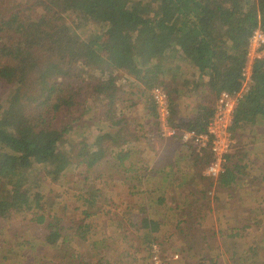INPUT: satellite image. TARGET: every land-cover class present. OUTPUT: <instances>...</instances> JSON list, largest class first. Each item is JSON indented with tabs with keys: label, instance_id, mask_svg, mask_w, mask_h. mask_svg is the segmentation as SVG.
Instances as JSON below:
<instances>
[{
	"label": "trees",
	"instance_id": "trees-1",
	"mask_svg": "<svg viewBox=\"0 0 264 264\" xmlns=\"http://www.w3.org/2000/svg\"><path fill=\"white\" fill-rule=\"evenodd\" d=\"M66 15L81 22L93 20L100 29L86 38L78 37L66 24ZM257 28L264 33V0H0V90L9 89L5 99L0 92V218L30 213L29 219L48 231L44 241L49 246L58 244L70 228L75 237L86 240L87 219L97 213L99 191L93 186L98 176H85L84 182L91 180L88 196L79 195L82 206L92 209L79 208V219L66 225L52 212L55 203L47 214L42 211L46 203L36 175L43 172L56 183L71 167L84 165L89 173L107 156L122 165L130 156L123 147L125 141L136 138L123 137L126 119L118 109L120 92L130 83L142 86L141 96L157 85L165 89L168 124L177 130L178 139L181 130L203 131L217 96L239 90L248 39ZM91 68L100 73L87 95L80 76ZM74 78L79 85H72ZM196 94L201 103L192 115L178 117L179 98ZM91 107L98 112L102 127L92 130L97 135L91 143L78 141V148L72 145L76 148L72 156L61 140L89 120L85 115ZM152 114L156 118L154 105ZM258 116L264 119V57L254 61L252 85L234 113L230 131L237 142L228 155V165L214 179L196 173L201 182L208 180L206 189L196 190V202L213 188L231 190L243 174L239 161L244 154H240L238 139ZM205 156L210 161L206 153L199 161ZM150 216L142 219V226L151 236L159 224ZM233 230L223 241L228 242L225 248L231 251L232 263L264 264V238L257 241L255 236L253 245H246L243 236ZM214 235L212 231L204 237ZM175 252L182 257L184 251ZM187 252L180 259L194 262Z\"/></svg>",
	"mask_w": 264,
	"mask_h": 264
},
{
	"label": "rangeland",
	"instance_id": "rangeland-1",
	"mask_svg": "<svg viewBox=\"0 0 264 264\" xmlns=\"http://www.w3.org/2000/svg\"><path fill=\"white\" fill-rule=\"evenodd\" d=\"M38 10L36 9V11ZM35 13L33 11V16ZM82 21L74 15H66L65 18L66 24L71 29H74V33L78 37L86 38L91 33L99 31L100 28L95 21L88 19ZM91 70L87 69V73H81L80 77L83 81L79 79L87 95L92 93L96 84L95 79L100 73L97 68H91ZM66 79L71 80V77H66ZM129 81L132 80L129 79ZM80 82L74 78L72 85H79ZM10 87L14 88L13 85ZM142 89L140 84L131 85L130 83L124 90V93L120 92L122 103L118 106V109L123 110V118L126 119L123 127L124 138L138 137V135L145 133L149 129L144 123L145 119L141 117V112L143 107L153 112V104L151 102L150 91L145 90L141 96L140 90ZM8 90V88H1L0 90L4 99ZM199 102V94L192 97H180L177 106L178 117L183 119L184 117L189 118L192 115L191 112L195 111L196 104ZM96 108V106L93 107V109ZM90 110H92V107ZM90 110L85 115L86 119L88 118L89 120L82 121L79 127L74 128L61 140L64 149L66 148L72 156L76 152V148L79 147L78 141H83L87 144L91 143L92 139L97 135V132L91 134L92 130L102 127V124L97 121L98 112ZM91 115L95 117L94 120L90 118ZM91 123H93L92 127H90ZM165 133H162L160 140H164ZM154 140V148L162 145L160 140ZM72 145H75L76 148H73ZM129 145L131 144L126 146L128 147ZM147 148L149 146L145 147L138 144L133 151L135 149L136 151L138 149L147 151ZM205 157V160L203 158L198 163L201 172H203V168L209 161V157ZM145 158H149L147 153ZM130 159L136 163L139 159V154L136 153ZM113 163V160L102 162L94 166L89 173L84 165L73 166L56 183H51L52 181L47 179L43 172L38 173L36 177L40 178L41 182L40 194L43 195V200L46 203V208L42 211L47 214L50 211L49 206L55 203L52 212L63 219L66 225H72V222L79 219V208L92 209L88 206H82V200L79 199V195L88 196L87 189L91 183L88 184L87 182L90 178L87 182H84V177L90 176L96 178L98 176V180L95 181L96 185L93 186V188L99 191L95 203V211L97 213L87 219L90 223L87 238L84 240L75 237L70 228L63 234L58 244L49 246L44 241V237L48 231L41 224L31 221L29 219L31 218L30 213H11L6 218H0V264H151L149 261V246L144 241L147 239L150 243L156 242L161 244V249L163 250L160 251V254L168 256H162L164 259L177 253L172 251L173 248H175L173 250H183V256L189 255L187 250H190V255L198 256L195 262L185 263L184 261L183 263V260L180 259L183 256L181 257L178 254V258L175 261H169L170 264H232V261L227 260V257H230L231 254L224 250L225 247H229L228 242H223L224 239H222L221 234L217 233V230L232 227L231 225H234L232 219L236 220L237 218L226 217V220H223L222 218L214 217L216 214L222 216L225 212L234 210V207H240L233 198H231L228 204L219 200V196L224 197L232 191L227 189H220V191L214 190V188L210 189L211 192L209 191L205 194L207 197L202 198L197 203L198 205H196L195 210L191 206L189 212H186L182 216H179L182 214L180 213L178 219L177 217L168 218V221L160 224L158 231L153 232L150 236L147 233L148 230L142 227L141 220L144 215H138V213L139 209L143 208V203H145L144 197L150 196V189L154 190V186L156 185L154 179L152 178L148 182L145 181L144 185L139 187L134 186L133 188L131 185H128L124 177L128 175L134 176L132 177L133 181L137 183V177L140 174L143 175L144 171L136 170L127 173L124 171L122 165H118V162L117 165ZM97 182L100 183L97 184ZM202 187L204 189L208 187V180L204 179L202 181ZM175 189L176 192H180H177V195L174 193L172 196L174 191L171 189V197L180 199L185 193L190 195L188 187L183 186L180 189ZM144 191L147 192L146 195ZM261 191L264 193L263 186L261 187ZM252 206L255 207L256 204H252ZM156 208L160 207L157 206ZM193 211H196V213ZM154 218L157 219L158 217L154 216ZM257 219L259 227L256 226L254 229L258 228V230L254 231L261 232L264 228L263 218H250L247 220L257 221ZM247 220L245 221L246 224ZM214 230L216 231L214 237H204L205 235L212 234L210 232ZM92 242L95 245L94 249L91 250ZM209 243L210 245L207 246L206 244ZM216 254L219 256H214ZM211 257L215 260H210ZM256 258L261 259L258 254ZM179 259L182 262L178 261Z\"/></svg>",
	"mask_w": 264,
	"mask_h": 264
},
{
	"label": "crops",
	"instance_id": "crops-1",
	"mask_svg": "<svg viewBox=\"0 0 264 264\" xmlns=\"http://www.w3.org/2000/svg\"><path fill=\"white\" fill-rule=\"evenodd\" d=\"M182 98L186 96H181ZM189 97V96H188ZM152 111H149L146 107H143L141 112V117H143L144 123L149 127L145 133L138 135L135 139V142H130L126 140L123 147L125 151L129 152V158H127L122 167L125 172L130 173L131 171H144L143 175H139L137 177V183L133 181L134 176L128 175L124 177L125 181L128 182V185H131L133 188L139 187L145 184V181L148 182L152 178L154 179L156 185L154 186V190L151 191L150 196H145V203H143V208L139 209L138 215H144V217H152L157 216L158 218L154 220L158 222V224H162L168 221V218H174L185 215L186 212H189L191 206L196 209V202L198 195H196V190L202 189V182L197 179V172L200 171L199 166V154H197L191 146H186L180 142L177 138V135H169L165 133L164 140H160L157 135L156 127V118ZM193 113V112H191ZM93 123L90 125L92 126ZM158 125V123H157ZM153 129V131H151ZM249 131H246L240 135V139H238V144L240 148V154L244 156L242 160L239 161L242 166L243 174H239V178L232 184V189L230 193L225 195L224 197L219 196V200L223 201L225 204L233 198L234 201L237 202V205L240 206L238 208L234 207V210H230L227 213L225 212L222 216L216 214L214 217L222 218L226 220V217L237 218L232 219L234 225H230L231 227H226L225 229L217 230L218 234H221L222 239H225V235L231 232L232 229L235 233H239L244 238V243L247 245L251 242H254L255 236L264 235V228L260 231L258 228L254 229L256 226L259 227V224H256V221H248L250 218H263L264 219V193L259 190L260 187H264V119L261 116H258L256 119V123L249 126ZM129 139V138H125ZM154 139L160 140L162 145L160 147L154 148L153 142ZM129 145L128 147L126 145ZM138 144L143 145L147 148L146 150H137L132 145ZM165 150V151H164ZM139 154V159L136 163L131 160L132 156L135 154ZM146 153L149 158L146 159ZM237 155V154H236ZM237 157H240L239 155ZM107 160H113L114 165H117V161L114 158L106 157L104 162ZM129 160V162H127ZM147 162V164H146ZM100 164V163H99ZM119 164V163H118ZM201 172V171H200ZM147 175V176H145ZM176 176L178 178H176ZM255 182H260L258 185ZM188 187L190 190V195L184 194L180 199L171 197L170 190L173 189V194L177 195L175 188L180 189L181 187ZM180 187V188H179ZM183 192V191H182ZM145 195L147 194L144 191ZM183 194V193H182ZM159 198V199H158ZM163 198V199H160ZM183 203H182V202ZM186 201V202H185ZM189 202V203H188ZM262 203V204H261ZM252 204H256V206H252ZM154 206H159L160 208H156ZM244 207V208H243ZM225 208V207H223ZM158 212H160L158 214ZM196 213V211H193ZM202 212V211H201ZM182 213L181 215H179ZM200 214L199 211H197ZM219 213V212H218ZM179 215V216H178ZM142 218V219H143ZM184 219V218H183ZM247 220V224L245 221ZM258 220V219H257ZM142 221V220H141ZM156 229L158 231L159 229ZM143 227V226H142ZM154 231V232H156ZM216 233V231L214 230ZM258 232V233H257ZM190 233V231H189ZM212 233V232H210ZM264 236H258L256 238L257 241L262 240ZM149 245V244H148ZM207 246L210 245L206 244ZM229 248V247H228ZM175 249V248H173ZM175 252V250H173ZM227 253L231 254L230 249H224ZM221 252V251H220ZM227 254L226 252H224ZM228 255V254H227ZM211 256V255H209ZM232 256V255H231ZM230 257H227L228 261H232ZM198 256H194L192 259L197 261ZM235 258V257H234ZM210 259H213L211 257ZM263 260V259H262ZM264 262V260H263ZM233 264V263H232ZM235 264V263H234Z\"/></svg>",
	"mask_w": 264,
	"mask_h": 264
},
{
	"label": "built area",
	"instance_id": "built-area-1",
	"mask_svg": "<svg viewBox=\"0 0 264 264\" xmlns=\"http://www.w3.org/2000/svg\"><path fill=\"white\" fill-rule=\"evenodd\" d=\"M264 57V33L259 28L255 29L248 39L245 62L241 69V86L235 92L222 91L216 98L213 111L206 122L203 131L181 130L179 139L186 146H191L199 154H209L210 161L203 168L202 174L214 179L228 165V155L233 152L237 138L232 137L230 126L236 108L252 85V67L256 59ZM151 102L156 111V119L160 124L162 133L174 135L177 130L168 124L170 117L168 95L162 86H154L150 89ZM149 261L151 264H170L169 261L176 260L178 254L174 253L164 259L160 254L161 245L151 242L149 246Z\"/></svg>",
	"mask_w": 264,
	"mask_h": 264
}]
</instances>
